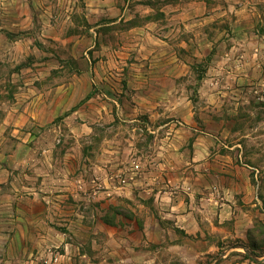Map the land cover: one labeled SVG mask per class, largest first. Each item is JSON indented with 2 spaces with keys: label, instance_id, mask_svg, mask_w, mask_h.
Listing matches in <instances>:
<instances>
[{
  "label": "rangeland",
  "instance_id": "1",
  "mask_svg": "<svg viewBox=\"0 0 264 264\" xmlns=\"http://www.w3.org/2000/svg\"><path fill=\"white\" fill-rule=\"evenodd\" d=\"M29 1L0 0V101L6 96L9 104L17 100L16 94L30 93L35 81H39L37 77L48 71L57 74L65 70L68 75L83 70L80 56L65 52L59 40H43L46 37L38 33V28L46 18L38 16ZM145 5L146 11L140 10L137 15L143 11L142 20L159 21L153 45L160 47L165 40L178 49L183 59V67L178 70V74L183 73L182 92L175 103V111L179 109L181 114L172 113V101L161 99L158 93L135 96L139 86L128 84L125 74H116L118 110L115 106L110 121H102L85 139L80 165L78 162L74 166L76 174L81 171L88 179L92 194L66 198L76 210L71 216L79 218L82 213L94 226L99 218L104 220L103 229L98 230L110 239L106 244L110 251L101 249L94 264H264V0H184L182 4L158 0ZM31 8H35L33 21ZM17 13L23 17L17 18ZM142 20L136 18L134 22ZM170 26L175 31L168 34L165 31ZM16 41L23 44L26 53L15 47ZM164 45L169 52L163 49L161 53L159 48L155 57L171 60L173 50ZM34 46L37 51L32 50ZM52 58L59 66L50 62ZM157 108L161 113H154ZM1 122L13 124L15 116L1 113ZM24 122L27 129L0 131V171L3 168L10 175L23 168L31 169L32 164L19 160L30 155V147L36 154L43 152V148L33 145L34 136L41 131L28 120ZM160 123L167 124L160 127ZM18 137H24L29 148L21 147L22 158L15 160ZM168 137L173 139L176 151L192 148L198 137L211 143L208 152L204 145L200 146L208 157L197 161L196 167L184 162L189 158V149L184 160L179 151L170 157L178 168L176 180L191 176V168L197 184L207 183L209 170L221 176L231 172V181L239 187L234 209H227L225 219L207 208L206 203L203 211L197 209L196 232L192 231L197 227L195 221L185 220L188 225L182 227L175 218L166 217L167 206L174 214L184 206L172 205L169 196L157 194L159 181L152 179L160 171L156 162L163 156V140ZM42 156L40 165L44 170L68 173L67 164L51 163L48 152ZM187 166L191 168L183 170ZM125 171L128 181L122 183L119 174ZM247 181L250 204L243 197L242 186ZM1 185L6 189L5 180ZM7 199L15 205L14 198ZM242 208L251 210L253 224L248 228ZM17 216L16 213L14 218ZM12 218L10 215L9 222ZM90 231L88 234L95 236L92 228ZM12 234L18 249L20 227H14ZM99 242L98 247L100 244L103 248V239ZM3 245L0 242V258ZM53 249L46 247L45 254L51 253L52 259L47 262L50 256L44 255L43 263L56 264Z\"/></svg>",
  "mask_w": 264,
  "mask_h": 264
},
{
  "label": "crops",
  "instance_id": "2",
  "mask_svg": "<svg viewBox=\"0 0 264 264\" xmlns=\"http://www.w3.org/2000/svg\"><path fill=\"white\" fill-rule=\"evenodd\" d=\"M150 1L158 0L29 1L34 4L38 16L46 18L38 28L40 30L38 33L47 38L43 40L49 41L48 38L59 40V46L63 45L61 47L66 50L65 52L80 56L83 70L68 75L65 74V70L57 74H50L48 71L47 74L37 77L39 81H35L30 93L16 94L17 100L11 104L6 96L5 100L0 101V114L15 116L13 124L1 122L0 131L27 129L24 127V119H26L41 131L39 135L34 136L33 145L38 149L43 148V152L39 150L36 154L32 150L33 147H30V155L25 154V159H19L22 158L20 148L25 147V150L29 147L24 137H18L14 152L15 160H23L33 166L30 170L23 168L11 175L1 168L0 242L4 245L0 261L3 264H45L42 259L47 255L46 247L52 246L55 247L52 253H55L56 264H94V259L101 249L110 251L106 245L110 243V239L107 236L105 239L98 230L99 227L103 229L101 224H105L104 220L99 218L94 226L89 224L82 213L79 214V218L72 217V213L76 210L73 203L66 202V198L70 199L72 196L86 198L92 194L89 191L88 179L81 171L76 174L74 166L78 162L80 165L85 139L96 126L103 124L102 121L107 119L110 121L114 116L115 106L118 110L120 103L115 89L118 80L116 74H125L128 84L139 86L135 96H139L140 93H158L161 99L172 101V106L170 105L174 109L172 113L181 114L179 109L175 111V103L182 92L180 82L183 73L178 74V70L183 67V59L178 49L171 47L165 40H162L160 47L157 44L153 45L152 41L157 38L155 33L158 32L159 21L142 20L143 11L137 15V12L144 10L145 4ZM159 1L168 4L170 0ZM172 2L182 4L184 0H172ZM34 9L31 8L30 11L32 21ZM151 9L147 8L148 11ZM24 14L28 12L25 11ZM16 16L23 17L22 13H17ZM136 18L141 19L142 23H135ZM14 24L18 25L19 22ZM33 27H35L34 22ZM174 31L175 27L170 26L165 32L170 34ZM13 43H18L15 47H21L26 53L23 44L17 41ZM163 43L173 50L171 60L155 57L159 48H162L161 53L166 49ZM37 48L34 46L32 50L37 51ZM32 50L31 53H34ZM52 61L56 66L55 62L58 61L55 58L50 62ZM158 83L162 85L157 86ZM168 84H171L170 87ZM154 113H161V109L157 108ZM166 124L160 123L159 126L164 127ZM172 142L171 137L163 140V156L156 162L160 171L152 178H157L159 181L157 194L162 197L169 196L172 205L184 204L176 214L168 211L167 206V210L164 211L166 217L175 218V223L182 227L188 225L185 220H193L197 227L192 228V231L196 232L199 227L197 209L203 211L206 203L207 208H212L217 215L225 219L227 209L231 211L234 209L239 187L231 181V172L228 176H221L209 170L207 183L197 184L193 180L195 172L191 166H198L197 161L208 157L205 153L211 148V143L207 144L198 137L193 141L192 148L186 147L182 151L180 149L176 151L173 149L176 146H172ZM201 145L207 148L206 152L201 151ZM186 149H189V158L184 162L191 166L183 170L188 171L191 168L189 172L192 175L184 177L183 180H176L174 174L178 168H175L170 156L181 152L179 154L183 155L184 160ZM44 152L49 153L51 163L60 161L67 164L68 173L60 175L58 169L56 172L50 168L44 170L40 165ZM225 178L230 180L226 181ZM247 179H250V176H247ZM4 180L6 189L1 185ZM248 181L242 187L245 202L250 204ZM7 197L14 198L15 205ZM9 211L11 214H8ZM250 211L242 208L243 215L248 218L245 223L247 228L253 224ZM6 212L8 213L5 214ZM16 213L18 216L14 218ZM10 215L13 218L9 222ZM2 218L4 219L1 220ZM214 219L215 216H212V220ZM60 225L66 229L59 227ZM14 227H20L21 230L18 249L13 245ZM91 228L95 236L88 234ZM101 239L105 242L103 248L100 244L98 247ZM50 255L51 253L47 256ZM51 259L50 256V259L46 260L48 262Z\"/></svg>",
  "mask_w": 264,
  "mask_h": 264
},
{
  "label": "built area",
  "instance_id": "3",
  "mask_svg": "<svg viewBox=\"0 0 264 264\" xmlns=\"http://www.w3.org/2000/svg\"><path fill=\"white\" fill-rule=\"evenodd\" d=\"M138 167V165H136V168ZM130 169L131 170H134V166H132V167H130ZM131 174V173H130ZM128 175L129 174H127L126 173V171L124 172V175H123V173L122 174H119V179H120V181L122 182V183H126L127 181H128Z\"/></svg>",
  "mask_w": 264,
  "mask_h": 264
},
{
  "label": "trees",
  "instance_id": "4",
  "mask_svg": "<svg viewBox=\"0 0 264 264\" xmlns=\"http://www.w3.org/2000/svg\"><path fill=\"white\" fill-rule=\"evenodd\" d=\"M202 76H199V79H201Z\"/></svg>",
  "mask_w": 264,
  "mask_h": 264
},
{
  "label": "water",
  "instance_id": "5",
  "mask_svg": "<svg viewBox=\"0 0 264 264\" xmlns=\"http://www.w3.org/2000/svg\"><path fill=\"white\" fill-rule=\"evenodd\" d=\"M263 260H264V257H263Z\"/></svg>",
  "mask_w": 264,
  "mask_h": 264
}]
</instances>
